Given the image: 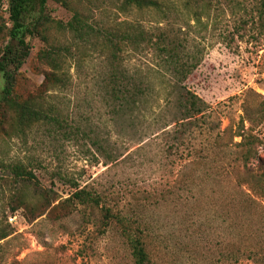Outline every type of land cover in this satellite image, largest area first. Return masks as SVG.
<instances>
[{
  "label": "rangeland",
  "instance_id": "obj_1",
  "mask_svg": "<svg viewBox=\"0 0 264 264\" xmlns=\"http://www.w3.org/2000/svg\"><path fill=\"white\" fill-rule=\"evenodd\" d=\"M160 3L124 11L115 0L77 2L95 31L81 39L57 23L49 27V43L70 49L63 54L67 83L56 88L43 84L51 68L39 53L48 44L30 39L15 92L63 122L18 129L9 113L1 123L7 132L0 131V233L7 236L0 240V264H134L119 225L105 218L102 206L114 213L119 207L135 227L138 222L147 229V249L157 264H230L232 240L264 245V202L252 195L254 202L231 180L242 173L237 133L255 141L251 160L264 164L259 5L256 0ZM6 8L0 0L5 18ZM47 13L62 22L73 15L56 0H48ZM129 25L153 35V44L120 53L124 66L150 89L135 118L116 125L107 87L115 56L107 36ZM170 41L190 70L185 83L209 104L194 130L178 141L171 136L177 113L168 101L171 89L162 84L174 73L166 63L168 52L158 47ZM3 84L0 75V88ZM14 164L24 165L32 177L16 178ZM82 188L100 195L101 205L66 202ZM16 195L33 206L48 200L51 205L41 216L38 209L13 210Z\"/></svg>",
  "mask_w": 264,
  "mask_h": 264
},
{
  "label": "trees",
  "instance_id": "obj_2",
  "mask_svg": "<svg viewBox=\"0 0 264 264\" xmlns=\"http://www.w3.org/2000/svg\"><path fill=\"white\" fill-rule=\"evenodd\" d=\"M56 1L73 11L72 18L67 22L57 21L47 13L48 0H6L8 17L5 18L0 14V37L3 38V45L0 47V75L4 79V84L0 88L1 132H7L1 123H5L9 113H14L15 123L13 127L18 129L28 128L41 121H54L59 126L62 125L63 120L57 114L52 115L50 110L44 109L33 98H23L15 92L17 75L30 54L31 38L41 37L48 44V47L39 53L40 59L51 68L45 72L43 84L47 88H56L67 83L68 77L64 69L63 54L69 52L70 49L49 43V35L47 34L49 27L57 23L59 27L71 31L81 39L90 36L95 31L76 4L84 0ZM90 1L95 3V0ZM115 1L119 2V7L124 11L133 7L138 9L160 8L161 4L160 0ZM256 2L259 5L262 25H264V0H256ZM162 36L165 38L164 35ZM107 37L109 46L113 50V56H115V65L108 75L107 87L110 89L109 94L113 99L115 124L119 125L123 120L135 118L150 89V84L144 79L129 72L123 64L124 61L120 57V53H124L131 47L138 49L142 45L153 44L154 39L151 33L136 25H129L125 31L115 29V33H111ZM163 41L165 42V40ZM158 47L160 50L168 52L166 63L174 73V78L169 79V81L166 79L162 84L171 89L168 90V101L174 105L177 112L174 119L176 128L172 131L171 136L178 141L183 139L188 132L194 130L209 104L185 83L190 70L186 64L181 62L175 43L170 41L164 45H158ZM237 136L242 138L235 143V146L239 147V156L237 155L239 164L237 166L242 170V173H235L231 180L241 188L242 194L247 195L254 202L256 199L252 198V195L261 198L264 202V164L260 160L257 165H254L250 154L253 151L255 141L241 132L237 133ZM4 166L6 167V165ZM10 169L16 178L19 177L22 180H27L33 175L22 164H14ZM16 199L18 201L13 210L17 208H23L25 211L38 209V216L43 215L51 205L48 200L33 206L23 195H16L14 202ZM66 202L71 205L80 204L94 208L101 205L102 197L82 188L73 193ZM101 209L104 211L107 220L115 218V222L127 240L134 264H157L147 249V229L138 222L135 227L134 221L119 207H115V213L110 207L102 206ZM6 236L7 234L0 233V240ZM227 244L229 250L226 257L230 264H241L244 260L264 264V245H246L236 239Z\"/></svg>",
  "mask_w": 264,
  "mask_h": 264
}]
</instances>
